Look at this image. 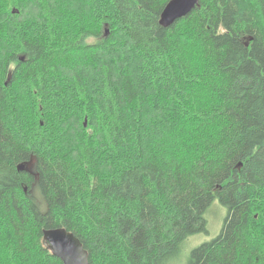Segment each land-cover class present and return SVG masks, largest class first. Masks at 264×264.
Wrapping results in <instances>:
<instances>
[{
    "label": "trees",
    "instance_id": "1",
    "mask_svg": "<svg viewBox=\"0 0 264 264\" xmlns=\"http://www.w3.org/2000/svg\"><path fill=\"white\" fill-rule=\"evenodd\" d=\"M171 1L0 0V264H264V0Z\"/></svg>",
    "mask_w": 264,
    "mask_h": 264
},
{
    "label": "water",
    "instance_id": "2",
    "mask_svg": "<svg viewBox=\"0 0 264 264\" xmlns=\"http://www.w3.org/2000/svg\"><path fill=\"white\" fill-rule=\"evenodd\" d=\"M198 4L199 0H172L163 11L160 24L164 28H170L179 20L188 17ZM108 32L106 29L107 35ZM87 126L86 120L85 127ZM25 168L23 164L19 166L20 171H24ZM43 241L47 249L64 264H90L89 252L84 248L83 243L65 228L43 230Z\"/></svg>",
    "mask_w": 264,
    "mask_h": 264
},
{
    "label": "rangeland",
    "instance_id": "3",
    "mask_svg": "<svg viewBox=\"0 0 264 264\" xmlns=\"http://www.w3.org/2000/svg\"><path fill=\"white\" fill-rule=\"evenodd\" d=\"M28 168L30 169L31 166ZM41 198L43 200L42 196ZM38 207L42 213L47 211L45 202L42 206V209L39 205ZM228 213V208L222 205L218 199H215L204 214V218L207 221L208 233H201L190 237L183 246L181 257L173 264H188L193 250L203 244L212 242L215 238H217L224 227Z\"/></svg>",
    "mask_w": 264,
    "mask_h": 264
}]
</instances>
